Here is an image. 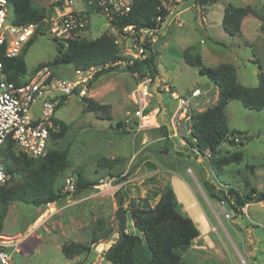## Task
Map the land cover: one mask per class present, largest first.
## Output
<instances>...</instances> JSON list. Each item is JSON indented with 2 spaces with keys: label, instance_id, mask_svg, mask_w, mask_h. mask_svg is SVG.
Segmentation results:
<instances>
[{
  "label": "rangeland",
  "instance_id": "374dc122",
  "mask_svg": "<svg viewBox=\"0 0 264 264\" xmlns=\"http://www.w3.org/2000/svg\"><path fill=\"white\" fill-rule=\"evenodd\" d=\"M33 1L39 5L45 3ZM188 2L195 4L194 1ZM210 2L206 8V29L200 19L198 21L196 6V12L180 16L182 27L175 24L172 16L157 33V70L161 79L182 96H187L193 88L206 93L213 87L210 95L217 92L208 77L184 62L183 52L187 48L194 49L193 55L200 54L204 65L209 68L220 64L234 65L238 81L245 87H257L258 75L264 73V0ZM224 3L241 8L251 6L254 10L239 35L230 36L218 22ZM91 7L89 29L81 37L94 40L109 31V23L104 15L95 11L92 3ZM79 8L77 2L72 6L73 10ZM66 47L65 41L38 36L25 56L28 73L24 80L31 78L29 75L40 63L53 62L59 49ZM49 67L60 78L74 80L77 76L72 64ZM135 89L136 81L131 73L110 71L98 78L90 95L95 93V101L110 106L111 119L86 111V103L78 97L56 111L55 119L65 124L67 132L60 140L51 139L49 149L68 150L70 166L57 180L55 188L62 190L65 178L71 173L80 174L89 188L77 194H66L65 199L51 204L54 206L51 208L49 205L36 209L14 203L2 231L6 240L18 242L12 264H65L67 258L62 247L72 241L90 246L89 252L72 260L81 258V264H112L102 258L99 249L102 244L110 246L119 236L118 201H123L127 212V234H135L130 210L147 198L154 206L167 184L176 194L178 212L189 217L200 231V236L182 254L183 264H264V202L252 204L249 214L244 217L235 215L229 219L227 215L232 216L233 212L231 207L209 199L203 187L205 181H210L224 188L233 187L243 195L252 188L264 191V111L248 110L239 101L230 102L227 109L229 128L250 132L257 138L244 147H231L232 153H243V161L217 170L204 159L199 162V156H179L180 151L189 152L187 146L151 128L152 118L150 126L135 131ZM158 96L155 94L150 99V109L165 104L169 109L166 118L169 122L176 101L170 93H164L163 99ZM40 107L39 102L33 107V116L39 115ZM158 120L160 122V116ZM119 122L122 123L120 128ZM226 149H220L219 157ZM112 159H118L119 163L102 166L101 161ZM20 179L17 176L14 182ZM101 180H111V186L100 188ZM32 223L41 225L38 233L41 240L26 238ZM94 238H98L96 243L92 242Z\"/></svg>",
  "mask_w": 264,
  "mask_h": 264
},
{
  "label": "trees",
  "instance_id": "16d2710c",
  "mask_svg": "<svg viewBox=\"0 0 264 264\" xmlns=\"http://www.w3.org/2000/svg\"><path fill=\"white\" fill-rule=\"evenodd\" d=\"M188 1H194L199 6L211 3L210 0ZM9 2L13 9V23L17 26L38 22L53 8V4L48 8L36 7L32 0H9ZM167 2L169 0H134L131 11L127 16L119 19L117 26L120 29L133 26L136 31L161 30L165 27L170 15L169 10L164 7V3ZM252 14H254V10L251 6L241 8L227 4L222 20L224 31L230 36L239 35L243 20ZM37 37L38 35H35L30 40L24 48L22 56L18 58L4 57L3 49H1L0 59L4 63L6 78L17 86L28 82V80H24L28 73L25 56ZM154 51L150 50L147 57L130 67L128 72L137 71L158 75L157 55ZM192 51L191 48L184 50V62L188 66L198 68L203 76L211 80L218 88V100L212 107L195 114L192 135L196 138L197 143L194 145L191 141L188 142L189 147L186 150L190 152H188L189 154L186 151L184 153L180 151L177 154L181 157L192 158V155L197 157L193 149L201 154L210 151L213 156L210 165L220 170L233 162L243 161V153H232L231 147H244L257 138L250 132L230 129L227 109L230 102L239 101L248 110L264 111V73H259L257 87H245L239 83L234 65L220 64L215 68H209L204 65L201 55H193ZM118 56L119 47L115 44V38L108 33L102 34L94 40L76 37L67 41L66 49H59L53 62L38 65L31 75L43 66L67 64L74 65L75 70L86 71L91 67L113 62L118 59ZM108 72L110 71L100 72L96 76V80ZM83 100L86 103V111L100 113L102 118H112L109 105L100 104L92 98ZM63 105L59 104L56 111ZM54 122L59 127V131L52 132L51 139L60 140L65 136L67 127L61 121L55 120ZM118 127H122L121 122L118 123ZM157 131L168 138L169 128L167 126L163 125ZM234 135L243 137L244 142L236 144L230 141V136ZM228 144L229 148L225 150L223 156L219 157L220 149L225 148ZM49 148L46 156L38 160L27 158L21 151H18L16 144L11 140H8L1 148L0 156L6 162L9 172L12 174V180L8 185L0 186V234H2L10 207L14 203H22L37 209L46 208L65 199L66 194L62 193V190H56L55 185L70 166L69 151ZM118 163V159L101 161L102 166L107 165L108 167ZM76 175L77 190L74 194L89 188L86 185L88 183L81 175ZM17 176L21 178L20 181L14 182ZM203 187L209 199L227 203L236 217L244 216L243 209L247 205L264 202V191H258L256 188H252L249 193L243 195L233 187L224 188L210 181H205ZM118 205H124L121 199L118 201ZM177 208L176 194L170 184L164 187L154 206L151 205L149 198L144 199L142 204L134 205L130 211L136 233L127 234L122 243L115 248L111 247L103 256L104 260L112 264H183L182 254L187 252L200 236V231L194 222L179 213ZM97 239L94 238L92 242L96 243ZM62 251L67 259H73L89 252L90 246L72 241L65 243Z\"/></svg>",
  "mask_w": 264,
  "mask_h": 264
},
{
  "label": "built area",
  "instance_id": "2783aa9c",
  "mask_svg": "<svg viewBox=\"0 0 264 264\" xmlns=\"http://www.w3.org/2000/svg\"><path fill=\"white\" fill-rule=\"evenodd\" d=\"M134 0H93L95 11L104 15L109 23L108 34L115 38V44L119 47L118 59L102 66L91 67L86 71L76 70L74 80L60 78L55 75L51 67L43 66L35 71L24 85L17 86L7 80L4 73V63L0 59V150L8 141H13L18 151L27 158L38 160L46 156L51 133L57 131L55 125L56 107L66 104L72 98H90V91L96 76L103 71H129L137 62L143 61L150 50L154 51L157 42V33L160 29H144L136 31L133 26L120 29L117 25L121 17L127 16L131 11ZM188 0H169L164 7L173 13L179 3ZM76 0H55L52 10L38 22L17 26L13 23V9L9 0H0V52L3 56L15 59L22 56V52L30 40L35 36H49L54 41H65L76 37L87 31L89 27V16L87 11L70 10ZM198 21L205 25L206 12L204 7L197 6ZM178 16V15H177ZM170 17V15H169ZM169 20V19H168ZM175 24L182 27L183 24L177 18H173ZM167 24V23H166ZM136 81L134 94L136 108L133 119L135 128L140 131L150 126L161 129L163 125L169 128L168 138L189 147V141L194 145L197 143L193 137V117L196 113L204 111V103L201 98L205 93L199 88L189 90L187 96L179 95L168 83L163 81L159 75H144L140 72H131ZM164 93H170L176 101V106L168 123L164 120L169 115V109L160 103L150 109V99L158 94L163 99ZM40 103L39 118L33 116V107ZM158 116L161 117L159 122ZM163 122V124H162ZM183 130V131H182ZM181 131L183 134H181ZM166 138V137H164ZM230 141L236 144L244 142V138L234 135ZM199 162L204 159L210 163L212 153L206 151L204 154L193 149ZM12 174L4 159L0 156V186L10 184ZM112 181L101 180L100 188L111 186ZM77 190V175L69 174L63 183L62 193L74 194ZM223 203V202H222ZM235 216L232 212L227 218ZM118 238V237H117ZM110 246L101 245L100 255L105 253L117 241ZM0 234V264H12L13 253L17 250L18 242H9ZM104 258V257H102Z\"/></svg>",
  "mask_w": 264,
  "mask_h": 264
},
{
  "label": "crops",
  "instance_id": "0c3cea01",
  "mask_svg": "<svg viewBox=\"0 0 264 264\" xmlns=\"http://www.w3.org/2000/svg\"><path fill=\"white\" fill-rule=\"evenodd\" d=\"M39 1H45V3L44 4H42V5H39L38 3H35L33 0H32V2H33V4H37V5H39L38 7L39 8H48L49 6H50V4L51 3H53L55 0H39ZM76 2L77 3H79L80 4V8L79 9H77V10H75V11H87V13H88V16H89V12H90V10H91V3H92V5H93V7L95 8V4H94V2H93V0H76ZM184 3H187V4H184ZM196 4V3H195ZM193 4V5H190V2H182V3H179L177 6H176V8H175V10H174V12L172 13H170V17H174V18H177L178 20L180 19V16L181 15H184L186 12H190V11H193V12H196V6H199L198 4ZM227 4H229V3H224L223 4V7H222V9H221V12H220V14L218 15V22H220V24H222V20H223V16H224V8H225V6L227 5ZM210 4H208V5H202V7H204V9L206 10L205 12H206V20L208 21V19H207V14H208V11H207V9L206 8H208V6H209ZM70 10H73L72 9V7H70L69 8ZM178 15V16H177ZM169 17V18H170ZM249 16H247L244 20H243V22H242V32H243V27H244V24H245V22H246V20H247V18H248ZM169 21V20H168ZM196 21H197V19H196ZM172 22V21H171ZM89 25H90V22H89ZM167 25V24H166ZM165 25V26H166ZM203 25V24H202ZM207 25L205 24V25H203V27L206 29L207 27H206ZM196 28V27H195ZM209 28H211L210 26H209ZM88 29H89V27H88ZM198 29H200L201 30V26H199L198 25ZM108 33V32H107ZM191 49H193V48H191ZM155 51V53H156V60H157V57H158V50L156 49V47H155V49H154ZM194 50V49H193ZM41 64V63H40ZM74 66V65H73ZM74 69H75V67H74ZM34 71V70H33ZM32 71V72H33ZM76 71V70H75ZM31 72V73H32ZM159 73V72H158ZM31 75V74H30ZM29 75V76H30ZM159 75V77L161 78V76H160V74H158ZM98 80V79H97ZM97 80H95L94 81V83H93V85L96 83V81ZM213 84V83H212ZM214 85V84H213ZM216 89H217V92L216 93H213V95H210V92H213L214 91V89H213V87L209 90V91H206V93H205V95H204V97H202L201 98V100H202V102L203 103H206V104H204L205 106H204V110H206V109H208V108H210V107H212L213 105H215L216 104V102H217V100H218V88L216 87V86H214ZM92 89V88H91ZM90 98H92V99H94L95 100V93H93L92 95H90L89 96ZM227 114H228V112H227ZM35 118H39V115L36 117V116H34ZM167 118V117H166ZM56 120V119H55ZM165 121L167 122V119H165ZM228 121H229V118H228ZM168 123V122H167ZM260 205H263V203L262 204H260ZM252 206V204H249V205H247L244 209H243V214H244V216L245 215H247V214H249V209H250V207ZM50 208L51 207H54V206H52V205H50L49 206ZM49 208V209H50ZM40 211V210H39ZM243 216V217H244ZM41 227V225H39L38 223H32L31 225H29V228H28V231L26 232L27 234H29V235H26V238L27 237H34V238H36L37 240H41V236L38 234L39 233V228ZM24 244V243H23ZM80 257V256H79ZM79 260H81V258L79 259V258H77V259H74V260H72V259H67V263H65V264H81V261H79Z\"/></svg>",
  "mask_w": 264,
  "mask_h": 264
},
{
  "label": "water",
  "instance_id": "95a60500",
  "mask_svg": "<svg viewBox=\"0 0 264 264\" xmlns=\"http://www.w3.org/2000/svg\"><path fill=\"white\" fill-rule=\"evenodd\" d=\"M229 145H227V148ZM116 219L119 223L118 231L119 236L117 238V241L112 245V248L117 247L120 243H122L127 235V223H128V217L126 209L123 206L118 207Z\"/></svg>",
  "mask_w": 264,
  "mask_h": 264
},
{
  "label": "clouds",
  "instance_id": "9594fccd",
  "mask_svg": "<svg viewBox=\"0 0 264 264\" xmlns=\"http://www.w3.org/2000/svg\"><path fill=\"white\" fill-rule=\"evenodd\" d=\"M173 88V87H172ZM203 112V111H202ZM229 145V144H228ZM226 147H227V145H226ZM229 148V147H228Z\"/></svg>",
  "mask_w": 264,
  "mask_h": 264
},
{
  "label": "bare ground",
  "instance_id": "6f19581e",
  "mask_svg": "<svg viewBox=\"0 0 264 264\" xmlns=\"http://www.w3.org/2000/svg\"><path fill=\"white\" fill-rule=\"evenodd\" d=\"M151 125V124H150Z\"/></svg>",
  "mask_w": 264,
  "mask_h": 264
}]
</instances>
